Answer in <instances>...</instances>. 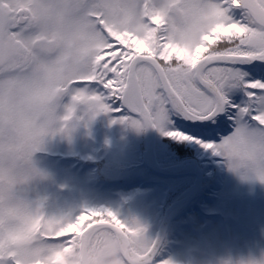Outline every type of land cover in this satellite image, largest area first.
Here are the masks:
<instances>
[{
  "label": "snow or ice",
  "instance_id": "6c2138e0",
  "mask_svg": "<svg viewBox=\"0 0 264 264\" xmlns=\"http://www.w3.org/2000/svg\"><path fill=\"white\" fill-rule=\"evenodd\" d=\"M196 11L209 26L180 44L155 0H0V158L16 162L18 181L44 177L33 157L45 138L70 140L85 117L111 114L264 183V0H197ZM55 37L81 43L86 70L56 55ZM25 223L0 235V264H21L25 244L58 259L78 253L83 264H156L159 255L144 225L107 208Z\"/></svg>",
  "mask_w": 264,
  "mask_h": 264
},
{
  "label": "rangeland",
  "instance_id": "374dc122",
  "mask_svg": "<svg viewBox=\"0 0 264 264\" xmlns=\"http://www.w3.org/2000/svg\"><path fill=\"white\" fill-rule=\"evenodd\" d=\"M81 115H83L81 112L77 113V116ZM115 118L116 117L111 114H101L88 123L87 117H85L73 131L70 140L59 135L47 137L43 144V150L39 151L38 154H57V156H64L63 154H67L69 156H75V153H78L83 159H85L84 157H90L92 161L105 160L115 167L114 171H106V174H108L107 176L109 178L119 177L117 170L120 171L121 169L118 168L120 163L126 162L130 164L129 161H137L139 154H137L136 147L134 148V143L131 140H127V137L124 135L123 128H125V126L119 123H111ZM138 135L140 137V133L138 134V132L135 131L133 137L137 139ZM140 141L143 142V136L140 138ZM196 147V153L200 158L207 156L209 158L220 159V161L213 160V162L216 165L220 163L218 167L224 168L225 177L221 183L224 192L221 195L224 197L225 194L226 197L221 198L218 204L216 203L210 207L209 212H217L215 214L219 217L217 221H201V225L210 224L206 231H203L201 234H184V237L178 240L181 242V248L172 252V256L167 259L171 264H194L192 262L193 257L191 256V258H188L185 253L186 250L202 249L203 247H207L211 253L217 257L223 256L227 251L228 254H226V256L230 257L233 250H228V239L232 238V233L235 239L250 238L251 236H249L248 232L254 235L259 234L257 229L239 232V229L237 230L235 228L232 218L238 216L244 224L248 225H255L256 222H258L257 219H259L260 222L264 220V216L261 217L264 207L245 201L240 208L241 210H237L234 203L230 201L231 196L242 195V193L260 194V196L262 195L264 197V183L256 180L251 173L230 171L227 162L223 158L215 156L211 152H207L198 146ZM85 160L88 159L86 158ZM33 161L36 167L45 174L46 182L52 185L45 188L53 192V186H56L59 192L55 194L56 199H54L50 207H48L49 210L69 214L75 213L84 207L106 208L107 206L108 209L119 213L124 219L138 220L147 228L146 237L150 240H154L160 221L159 210H156V205L159 206V200L157 201V199H155L157 195L156 189L150 187H142L137 190L132 189L129 191L112 189L109 193L105 194L103 193L104 191L94 188L91 189L85 174L81 175L75 173L64 165L63 167L54 169L52 164L46 165V160L41 156L34 155ZM110 162H112V164ZM122 174L120 177L129 178V183H133L135 179H137L136 176L134 178V173L131 171H125V173ZM141 177L143 179H150V175L146 172L141 174ZM232 177H234L233 184H231ZM151 179H155L159 182L162 181V179L158 177L157 179L155 177ZM163 182L167 183V181ZM36 183L38 182L36 181ZM30 190L34 196H39L44 200L47 198V193L37 184L32 183L30 185ZM69 192L75 196V201L71 199ZM135 194L138 195L137 198L134 196ZM174 195L175 193L169 190L160 203L161 208L163 205H167ZM127 200H129L130 203H128V206L123 207L126 208L123 211L120 203L124 201L127 202ZM221 205L224 206L221 208ZM182 220L185 221L186 219ZM197 264L207 263L203 260L202 262H197Z\"/></svg>",
  "mask_w": 264,
  "mask_h": 264
},
{
  "label": "clouds",
  "instance_id": "9594fccd",
  "mask_svg": "<svg viewBox=\"0 0 264 264\" xmlns=\"http://www.w3.org/2000/svg\"><path fill=\"white\" fill-rule=\"evenodd\" d=\"M196 7L197 0H155V10L162 12L168 19L172 29L170 36L180 44L192 43L193 41L187 37L199 35L209 26L210 22L202 19ZM47 30L55 34V24L47 25ZM53 48L65 64L75 65L78 70H86L90 65L91 54L83 49L79 41H62L59 37H55ZM242 171L250 173L244 169L239 172ZM19 175L20 169L16 162L8 153H4L0 158V219L3 221L0 225L2 230L0 235L4 237L11 232L24 230L27 227L25 221L28 218L44 216L51 219L67 215L49 210L44 199L32 194L30 185L33 181L45 179V176L30 179L27 183H20L17 179ZM35 248L36 245L27 244L19 248L21 264H35L37 259L44 260V264H83L78 253H62V257L58 259L52 253H35Z\"/></svg>",
  "mask_w": 264,
  "mask_h": 264
},
{
  "label": "trees",
  "instance_id": "16d2710c",
  "mask_svg": "<svg viewBox=\"0 0 264 264\" xmlns=\"http://www.w3.org/2000/svg\"><path fill=\"white\" fill-rule=\"evenodd\" d=\"M156 155H157V161L159 163H174V162H181L183 160H186L188 158H194L196 155V148L192 145H187V144H179L174 142L173 140L162 136L161 134H158L156 137ZM73 162L77 163V160L73 159ZM88 165H86V167H82L86 170H90L91 165L89 163H86ZM211 167L214 170L213 172V176L214 178L220 179L221 175L220 173L216 172V167L213 166V163L211 162ZM94 168H91L92 170L95 171H99L100 169H104L107 168L105 166V164L102 163H94L92 165ZM141 182L143 180H140ZM176 184L177 186H179V184L185 186V188L187 186H189V181L185 180V179H176ZM120 185L124 186L125 189H129L130 186L124 182H104L101 183L100 186L101 188H112V187H119ZM146 186L148 187H152V186H156L155 184L152 183H146ZM183 189H179V191H181ZM167 243H165V245L162 247L160 254L158 255L157 258V263L158 262H162L165 259L168 258V252L169 249L166 247Z\"/></svg>",
  "mask_w": 264,
  "mask_h": 264
},
{
  "label": "water",
  "instance_id": "95a60500",
  "mask_svg": "<svg viewBox=\"0 0 264 264\" xmlns=\"http://www.w3.org/2000/svg\"><path fill=\"white\" fill-rule=\"evenodd\" d=\"M146 131V137H147V145L146 150L142 154V160L143 164L150 169L152 172H157V174L164 175L167 177H180L185 175H194L196 177V191L194 194H192L189 198H186L184 200H181L179 202L178 208L175 209L173 212H168L166 216L164 217V220L160 226L159 232L157 234L156 240L162 242L163 237L165 235V232L167 230V227L169 225V221H171L177 214H179L183 208H185L192 199L197 197V195L200 192V171L197 169L198 167L195 164H187L184 166H181L179 168L173 169V168H167V167H161L157 164L155 160V153H154V130L149 128Z\"/></svg>",
  "mask_w": 264,
  "mask_h": 264
},
{
  "label": "flooded vegetation",
  "instance_id": "af4514ba",
  "mask_svg": "<svg viewBox=\"0 0 264 264\" xmlns=\"http://www.w3.org/2000/svg\"><path fill=\"white\" fill-rule=\"evenodd\" d=\"M244 198L247 200H252L253 195L245 196ZM244 198L241 197V199ZM203 199L205 198H202L200 199V201L195 202L197 207H200L202 205ZM255 200L257 204H260L262 205V207H264V203L259 202L258 197H256ZM261 225H262V236H263L261 242H257V241L255 242L253 240H247V241L242 240V241L233 242L235 245H233V249H232L233 255L231 256V264H264V220L263 222H261ZM251 227H254V225L252 224ZM240 260H245V261L241 262Z\"/></svg>",
  "mask_w": 264,
  "mask_h": 264
},
{
  "label": "bare ground",
  "instance_id": "6f19581e",
  "mask_svg": "<svg viewBox=\"0 0 264 264\" xmlns=\"http://www.w3.org/2000/svg\"><path fill=\"white\" fill-rule=\"evenodd\" d=\"M187 195V194H186ZM185 197V196H184Z\"/></svg>",
  "mask_w": 264,
  "mask_h": 264
}]
</instances>
